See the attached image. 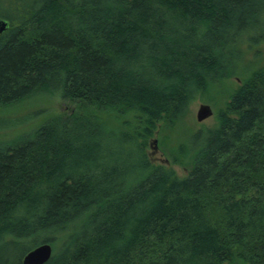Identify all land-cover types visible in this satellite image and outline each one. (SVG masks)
<instances>
[{
    "label": "trees",
    "instance_id": "16d2710c",
    "mask_svg": "<svg viewBox=\"0 0 264 264\" xmlns=\"http://www.w3.org/2000/svg\"><path fill=\"white\" fill-rule=\"evenodd\" d=\"M0 19V105L71 107L0 141V264L41 243L45 264H264V67L177 148L184 176L147 155L264 43V0H0Z\"/></svg>",
    "mask_w": 264,
    "mask_h": 264
},
{
    "label": "rangeland",
    "instance_id": "374dc122",
    "mask_svg": "<svg viewBox=\"0 0 264 264\" xmlns=\"http://www.w3.org/2000/svg\"><path fill=\"white\" fill-rule=\"evenodd\" d=\"M243 48L236 76L225 80L210 94L211 97L202 96L195 99L186 115L174 125L162 123L158 125L157 131L149 140L147 149V155L152 164L172 168L178 176H184L187 173L188 165L183 158L178 157V163L172 161L177 148L187 145V142L190 144L192 137L198 131L213 128L216 124L215 115L228 96L239 86L240 80L247 78L250 70L264 67V43L251 45L249 48L245 45ZM200 105H208L212 110V116L199 123L196 120V113ZM70 108V105L62 101L59 95L40 92L10 105H0V141L12 140L18 134L34 130L50 117L69 112ZM154 140L157 149H153ZM129 151L134 154L133 148H129L127 152ZM134 159L135 155L132 157V160Z\"/></svg>",
    "mask_w": 264,
    "mask_h": 264
},
{
    "label": "water",
    "instance_id": "95a60500",
    "mask_svg": "<svg viewBox=\"0 0 264 264\" xmlns=\"http://www.w3.org/2000/svg\"><path fill=\"white\" fill-rule=\"evenodd\" d=\"M7 28V22L0 19V34ZM212 116V110L208 105H200L196 113L197 122H203ZM153 149H157L156 141H153ZM52 255V248L48 243H41L29 250L22 258V264H45Z\"/></svg>",
    "mask_w": 264,
    "mask_h": 264
}]
</instances>
